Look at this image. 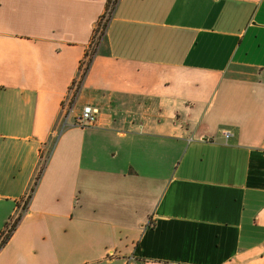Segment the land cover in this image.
Returning <instances> with one entry per match:
<instances>
[{
	"label": "crops",
	"instance_id": "obj_1",
	"mask_svg": "<svg viewBox=\"0 0 264 264\" xmlns=\"http://www.w3.org/2000/svg\"><path fill=\"white\" fill-rule=\"evenodd\" d=\"M108 2L0 0V264H264V0H118L63 126Z\"/></svg>",
	"mask_w": 264,
	"mask_h": 264
},
{
	"label": "built area",
	"instance_id": "obj_2",
	"mask_svg": "<svg viewBox=\"0 0 264 264\" xmlns=\"http://www.w3.org/2000/svg\"><path fill=\"white\" fill-rule=\"evenodd\" d=\"M112 1L113 2L111 3V0H109L107 10L102 15L101 19L99 20V22L95 28V31L93 34V39H92L89 47L87 48L86 53H85V55L81 61L79 72H78L76 78L73 80V82L70 86L68 95H67L66 99L64 100L63 108H62L63 126L69 125V119L71 118V116L73 114L75 103H76L77 98L79 96V93L81 91L83 82H84V80H85V78H86V76L90 70L91 64H92V62H93V60H94V58H95V56L99 50L101 40H102V36H103V34L106 33V29H107V26H108V23H109L111 17H109V12L107 14V17L109 19L108 18L106 19L104 17V15H106L108 8H109V5H111L113 8H115V6L118 2V0H112ZM111 16H112V14H111ZM98 114H99V111L96 107L89 105V104L84 105L82 107V110L80 111V113L76 117L75 123L81 127L95 126L97 124V121H98ZM224 135L227 138H229L231 136V133L230 132H224ZM44 164H45V162H43V166H44ZM31 195H32V192H30L28 195H26L25 199L23 200V205L21 206V209L18 213L19 215L16 217H13L9 221L7 228L5 229V231H3V233L0 236V245L5 240V238L7 236H9V234H11L12 229L14 228L13 226H14L15 222L17 221L18 217L26 212L27 204L31 198ZM136 264H142V263L137 262Z\"/></svg>",
	"mask_w": 264,
	"mask_h": 264
},
{
	"label": "rangeland",
	"instance_id": "obj_3",
	"mask_svg": "<svg viewBox=\"0 0 264 264\" xmlns=\"http://www.w3.org/2000/svg\"><path fill=\"white\" fill-rule=\"evenodd\" d=\"M113 1L111 0V3H112ZM110 3V4H111ZM111 9V10H110ZM113 7L111 6V5H109V8H108V11H107V13H106V15H104V17L107 19L108 17H107V14H108V12H109V17H111V14H112V12H113ZM104 18V19H105ZM109 19V18H108ZM105 37V34H103V36H102V40H101V43H102V41H103V38ZM101 45V44H100Z\"/></svg>",
	"mask_w": 264,
	"mask_h": 264
},
{
	"label": "trees",
	"instance_id": "obj_4",
	"mask_svg": "<svg viewBox=\"0 0 264 264\" xmlns=\"http://www.w3.org/2000/svg\"><path fill=\"white\" fill-rule=\"evenodd\" d=\"M109 3V2H108ZM21 219V216H19L18 217V219H17V221L15 222V224H14V228L12 229V231H14V229H15V227L17 226V224H18V222H19V220ZM9 237H10V234H9V236H7L6 238H5V240L1 243V245H0V248L7 242V240L9 239Z\"/></svg>",
	"mask_w": 264,
	"mask_h": 264
}]
</instances>
